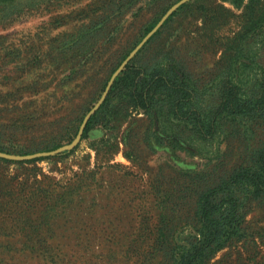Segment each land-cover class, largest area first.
<instances>
[{"label":"rangeland","instance_id":"1","mask_svg":"<svg viewBox=\"0 0 264 264\" xmlns=\"http://www.w3.org/2000/svg\"><path fill=\"white\" fill-rule=\"evenodd\" d=\"M180 1L0 0V153L75 143L145 29ZM174 12L139 63L174 59L211 85L245 33L264 65V0H188ZM131 111L99 109L54 155L0 156V264H172L180 234L198 226L199 195L241 165L244 147L152 149L149 118ZM245 226L249 237L206 264H264V197L250 201Z\"/></svg>","mask_w":264,"mask_h":264},{"label":"trees","instance_id":"2","mask_svg":"<svg viewBox=\"0 0 264 264\" xmlns=\"http://www.w3.org/2000/svg\"><path fill=\"white\" fill-rule=\"evenodd\" d=\"M159 20L151 22L144 35ZM253 49L251 38L238 34L211 85H200L174 59L167 65L142 64L136 56L116 77L99 108L146 115V140L152 149L163 145L186 149L216 139L239 140L244 147L241 165L199 195L198 226L180 234L171 249L172 264H206L220 250L249 237L245 226L249 203L264 197V65ZM99 109L83 136L93 128Z\"/></svg>","mask_w":264,"mask_h":264},{"label":"water","instance_id":"3","mask_svg":"<svg viewBox=\"0 0 264 264\" xmlns=\"http://www.w3.org/2000/svg\"><path fill=\"white\" fill-rule=\"evenodd\" d=\"M188 0H181L179 3H177L175 6H173L165 15L164 17L155 25V27L142 39V41L134 48V50L128 55V57L123 61V63L119 66V68L113 73V75L111 76L105 90L104 93L102 94L100 100L98 101V103L89 111V113L85 116L79 133L77 135V141H79L81 139L82 133L85 129V126L88 122V120L91 118V116L100 108V106L102 105V103L105 101L110 88L114 82V80L116 79V77L123 71V69L126 67V65L133 59V57L136 55V53H138V51L145 45V43L158 31V29L163 25V23L165 22V20L173 13V11L180 6L181 4H183L184 2H186ZM70 144V145H64L54 151H50V152H40V153H36V154H31V155H26V156H10V155H6L3 153H0V156H4V157H8V158H14V159H31V158H35L38 156H47V155H54L56 153H59L61 151L67 150V149H71L73 148V146L76 144Z\"/></svg>","mask_w":264,"mask_h":264}]
</instances>
